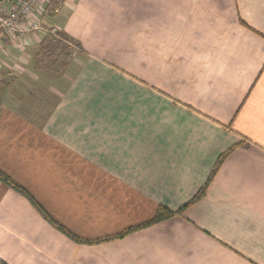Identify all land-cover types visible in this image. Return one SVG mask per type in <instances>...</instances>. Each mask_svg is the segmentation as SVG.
Here are the masks:
<instances>
[{
	"label": "crops",
	"instance_id": "0c3cea01",
	"mask_svg": "<svg viewBox=\"0 0 264 264\" xmlns=\"http://www.w3.org/2000/svg\"><path fill=\"white\" fill-rule=\"evenodd\" d=\"M49 2L80 48L58 93L47 28L1 36L0 169L83 242L0 181V259L264 264V0Z\"/></svg>",
	"mask_w": 264,
	"mask_h": 264
},
{
	"label": "trees",
	"instance_id": "16d2710c",
	"mask_svg": "<svg viewBox=\"0 0 264 264\" xmlns=\"http://www.w3.org/2000/svg\"><path fill=\"white\" fill-rule=\"evenodd\" d=\"M71 45H73L74 48H78V49L80 48V44L78 42H76L72 38L68 37L62 31H57L56 35H52L51 33L47 34L46 37L44 38V40L42 41L41 46H40V50H39V54H41L40 62L43 61V62L49 63L51 61V63L54 65V63L57 62L58 55H61L64 53L67 54V51H68V49H70ZM55 55H57V56H55ZM224 156L225 155H223L221 157L218 164H220V162L223 160ZM0 181L5 183L9 187L19 191L20 193L24 194L25 196H27L41 210V212L43 213V216L47 220H49L59 230L64 232L66 235H68L69 237H71L75 241L83 242L82 239H80L78 236L73 234L70 230L65 228L60 223H58L53 217H51L23 186H21L19 183H17L14 179H12L8 174H6L1 169H0ZM205 190H206V187H204L194 197V199L191 202L184 205V207H182L181 209H179L177 211H173L167 207L160 206L157 210L156 215L153 217V219H151L150 221H148L145 224H142V225H139L136 227H131V228L127 229L126 231L116 235L115 238L123 237V236H125V235H127L133 231H136L138 229L150 226L152 224L161 222L163 220L169 219V218L177 215L184 208L188 207L194 201L201 198L204 195ZM86 242H89V241H86ZM0 264H8V263L6 261L0 259Z\"/></svg>",
	"mask_w": 264,
	"mask_h": 264
},
{
	"label": "built area",
	"instance_id": "2783aa9c",
	"mask_svg": "<svg viewBox=\"0 0 264 264\" xmlns=\"http://www.w3.org/2000/svg\"><path fill=\"white\" fill-rule=\"evenodd\" d=\"M49 0H4L0 3L1 36L24 39L33 31L44 29L40 14ZM53 32L56 28H52Z\"/></svg>",
	"mask_w": 264,
	"mask_h": 264
},
{
	"label": "rangeland",
	"instance_id": "374dc122",
	"mask_svg": "<svg viewBox=\"0 0 264 264\" xmlns=\"http://www.w3.org/2000/svg\"><path fill=\"white\" fill-rule=\"evenodd\" d=\"M58 5H59L58 0H50V2L46 4L47 12L51 15L50 11L53 12L54 9ZM45 27L47 28L45 30V32L47 34L51 33L52 35H56L57 31H59L57 29L56 31L53 32L52 28H54V27H51L48 24L47 25L45 24L44 28ZM76 51H77V49L74 48L73 45H71L70 49H68V51H67V54L64 53V54L58 55L57 62H55L54 65L51 63V61L49 63H46V62H43V61L42 62H37V65H39L41 68L49 70L50 73L53 72L51 74L52 77L50 75L48 76V80L54 81V82H52V83H54V85H55V83L58 84V89H59L58 93H60V91L64 87L63 84L65 83V81L63 80L64 77L60 75V72L64 71V69L66 68V63L71 62L72 56L73 57L75 56L74 54H75ZM55 56H57V55H55ZM55 72H57V74H54ZM41 77L42 78H47V76L46 77L41 76Z\"/></svg>",
	"mask_w": 264,
	"mask_h": 264
},
{
	"label": "water",
	"instance_id": "95a60500",
	"mask_svg": "<svg viewBox=\"0 0 264 264\" xmlns=\"http://www.w3.org/2000/svg\"><path fill=\"white\" fill-rule=\"evenodd\" d=\"M2 1H4V0H0V3H1Z\"/></svg>",
	"mask_w": 264,
	"mask_h": 264
},
{
	"label": "bare ground",
	"instance_id": "6f19581e",
	"mask_svg": "<svg viewBox=\"0 0 264 264\" xmlns=\"http://www.w3.org/2000/svg\"><path fill=\"white\" fill-rule=\"evenodd\" d=\"M50 1V0H49ZM57 30V29H56Z\"/></svg>",
	"mask_w": 264,
	"mask_h": 264
}]
</instances>
